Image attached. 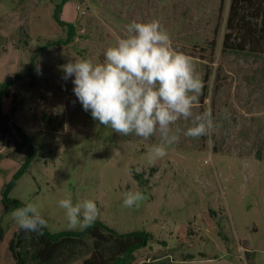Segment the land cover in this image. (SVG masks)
Masks as SVG:
<instances>
[{
	"label": "rangeland",
	"instance_id": "obj_1",
	"mask_svg": "<svg viewBox=\"0 0 264 264\" xmlns=\"http://www.w3.org/2000/svg\"><path fill=\"white\" fill-rule=\"evenodd\" d=\"M61 1L0 0V84L34 65L14 86L20 102L13 117L32 140L33 161L10 197L37 203L53 234L83 231L67 227L61 198L95 200L97 220L119 233L152 234L132 264H264V42L225 49L232 0H69L60 17L75 25L73 42L40 49L67 38L54 17ZM152 19L195 62L203 89L194 112L210 110L219 125L198 139L181 135L154 164L146 153L156 138L144 142L98 125L60 67L70 59L102 62L126 25ZM28 157L15 129L0 135V200ZM128 191L146 199L126 208ZM9 214L2 211L0 221L12 234ZM87 242L71 264L88 257Z\"/></svg>",
	"mask_w": 264,
	"mask_h": 264
},
{
	"label": "clouds",
	"instance_id": "obj_2",
	"mask_svg": "<svg viewBox=\"0 0 264 264\" xmlns=\"http://www.w3.org/2000/svg\"><path fill=\"white\" fill-rule=\"evenodd\" d=\"M60 67L63 79L74 77L73 92L98 125L144 142L156 138L146 153L149 163L166 157L181 135L198 139L219 127L210 110L194 112L202 79L192 57L173 46L170 33L158 19L126 25L124 35L104 51L102 62L70 59ZM181 120H191V126L182 129ZM145 199L141 191H128L123 206L139 207ZM58 207L73 230L91 227L100 215L95 200L74 202L70 194L58 201ZM9 215L19 229L37 235L48 224L37 203L28 198Z\"/></svg>",
	"mask_w": 264,
	"mask_h": 264
},
{
	"label": "trees",
	"instance_id": "obj_3",
	"mask_svg": "<svg viewBox=\"0 0 264 264\" xmlns=\"http://www.w3.org/2000/svg\"><path fill=\"white\" fill-rule=\"evenodd\" d=\"M62 0L55 5L54 17L58 23L67 28V38L51 41L40 49L58 45H69L76 35V27L72 23L61 20L64 4ZM228 32L225 35L224 47L229 50L244 51L248 45L264 42V0H232L227 21ZM34 65L27 73L16 74L0 84V135L6 137L13 129L21 139L23 147L29 150L26 163L13 176L11 182L2 192L3 212L9 213L22 205V201L10 197L17 181L26 172L33 161L34 149L31 138L17 125L13 117L17 113L19 95L14 86L27 77L32 76ZM139 178V174L135 175ZM42 235L17 229L9 243V250L14 264H71L80 258V249L88 247L92 241V250L82 264H132L136 253L148 245L153 238L145 230L119 233L101 220L81 232H61L53 234L47 227ZM144 264H153L152 262Z\"/></svg>",
	"mask_w": 264,
	"mask_h": 264
},
{
	"label": "crops",
	"instance_id": "obj_4",
	"mask_svg": "<svg viewBox=\"0 0 264 264\" xmlns=\"http://www.w3.org/2000/svg\"><path fill=\"white\" fill-rule=\"evenodd\" d=\"M3 205L0 200V217H2ZM18 227L13 229L12 234H9L6 229L2 231V225L0 221V264H14V258L9 250V243Z\"/></svg>",
	"mask_w": 264,
	"mask_h": 264
}]
</instances>
